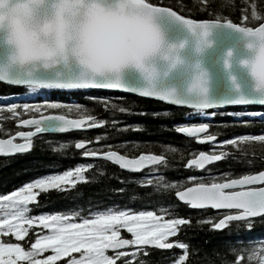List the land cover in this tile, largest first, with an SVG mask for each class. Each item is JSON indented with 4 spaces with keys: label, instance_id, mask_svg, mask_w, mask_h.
I'll return each instance as SVG.
<instances>
[{
    "label": "snow or ice",
    "instance_id": "6c2138e0",
    "mask_svg": "<svg viewBox=\"0 0 264 264\" xmlns=\"http://www.w3.org/2000/svg\"><path fill=\"white\" fill-rule=\"evenodd\" d=\"M50 2L55 8L52 15L47 13L46 8L39 7ZM69 5L82 8V19L78 24L73 23L67 15ZM125 5L128 6L127 11ZM33 16L34 23L29 24L28 20ZM160 16L182 24L197 35L198 46L208 43L204 37L210 29L218 26L227 27L246 37H264V15L258 14L255 8L251 12V20L261 22L257 26H245L247 17L243 14L240 17L241 23H234L228 18L221 19L219 16L213 19H188L178 15L170 7H160L148 0H122L115 10L105 7V0H0V31L6 30L8 36V46H0V81L24 86L29 92L34 89H119L144 97H155L173 105L187 106L200 112L223 105H264V87L254 90L255 94L252 96L237 95L229 99L210 100L203 87L205 74L202 70L194 76L195 90L198 93L194 100L183 98L171 89L161 90L153 87L155 74L145 72L142 60L161 42V33L154 23L155 18ZM46 37L52 38L50 43L42 39ZM179 47H182V42L169 46L171 49ZM261 55L264 56V50ZM179 62V58L173 55L170 67ZM129 64L141 70L149 81L147 87L128 89L121 84L119 71ZM253 75H256L260 85L264 86V70L257 74L253 65ZM190 88L193 89L192 86ZM64 107L46 100L40 103L0 104V112L6 111L11 117L17 118L19 125H28L32 129L15 132V137L21 138L20 143H13L12 136L0 139V153H23L31 147V137L34 133L63 132L70 128H80L83 121L90 122L84 125L85 127L105 124L104 119L97 121L90 115H83L81 120H69L60 114H43L44 110H62ZM120 111L123 112L124 109ZM22 113L27 114L29 118L19 119ZM207 115L212 116L213 113L209 112ZM253 115L264 120V113L256 112ZM206 128L208 124L200 123L192 127H177L176 131L191 135L194 131L202 132ZM201 139L212 141L213 136L204 135ZM84 143L83 140H76L75 148L81 149ZM241 143L258 144L264 149V134L239 135L220 141L222 145L233 147ZM82 155H100L114 160L121 168L138 169L144 164L164 162L162 156L151 154H141L133 160L118 156L116 152L84 151ZM225 155L223 151L219 155L200 152L195 159H189L185 167L192 165L195 168H203L209 162L220 160ZM87 167L91 168L92 165ZM84 168L85 165H79L74 170L32 179L31 182L23 183L15 193L0 195V201L4 202L3 207L9 209L3 215L13 217L15 221L9 224L0 218V226H3L5 235L11 230L12 236L23 237L26 229L21 225L33 223V219L25 215L28 209L24 207L33 196L22 195L25 190H31L33 187L55 188L60 181H66L73 171L76 180L70 183L75 184L77 180L85 179L82 175ZM187 179L192 181L191 186L175 192L179 200L193 208L210 206L213 209L229 210L222 214V218L211 222L213 229L225 228L230 221L242 222L244 227L248 228L253 224V218H260L259 222L264 223V186H254L264 184V170L240 174L235 178L221 176L212 180L196 181L189 176ZM89 215L91 218L80 216L79 224L69 223L68 217L59 213L36 217L50 229V234L37 237L27 251L22 250L18 243H0V264H16L17 260H26L28 264H53V261L61 256H68L71 252H77L79 256L68 259L67 264H116L121 257L125 258L123 264H132L137 253L144 251L145 245L159 249H170L173 245L182 250L186 248L185 243L177 240L171 243L167 241V237L174 236L181 225L188 223L186 219L170 218L147 227L140 223L142 219L151 218L155 221L159 220V217L154 216L153 211H136L127 206L123 209L106 206L105 210L90 208ZM71 216H77V212H71ZM120 227L131 233V239L118 238ZM123 246L139 247H133L130 253L117 251ZM45 248H50L53 255L40 260L33 259ZM108 249L112 250L111 255L106 254ZM247 258L264 264V246L249 250ZM235 261L237 264H244L241 254L235 255ZM173 264H185V255H179Z\"/></svg>",
    "mask_w": 264,
    "mask_h": 264
},
{
    "label": "trees",
    "instance_id": "16d2710c",
    "mask_svg": "<svg viewBox=\"0 0 264 264\" xmlns=\"http://www.w3.org/2000/svg\"><path fill=\"white\" fill-rule=\"evenodd\" d=\"M148 2L168 6L181 15L191 19H213L219 16L241 23V15L247 20L245 25L257 26L261 21H252L253 8L264 15V0H148ZM24 87L10 85L0 81V94L21 92ZM80 93V92H79ZM100 97L88 95L80 104L68 105L46 112H59L73 116L90 115L96 120L104 119L105 124L86 131H68L64 133H45L33 138L30 151L12 156L0 155V194H6L20 188L25 182L48 175L73 169L85 163L82 171L83 181L75 184L64 182L55 188L37 189L35 200L30 202L32 213L51 212L71 215L76 211L80 216L89 218V209L105 210L106 206L123 209L124 206L136 211H153L166 218H183L188 221L171 236L186 244L185 264H237L235 255L241 254L244 264H258L247 258V252L254 248L246 244L244 230L227 229L215 231L210 228L209 218H216L211 209H189L175 198V190L192 181L187 178L198 171L185 167L187 160L205 145L197 144L195 138L187 137L176 131V124L183 120L187 112L177 106L163 103L157 99L125 95L113 91H101ZM97 93V94H98ZM83 94V91L80 93ZM76 97L66 91L63 98ZM82 97V96H81ZM79 106V108L77 107ZM238 107L223 108L222 111ZM263 109L264 106L240 107V109ZM120 109H124L123 112ZM224 114V113H222ZM28 116L22 113L19 118ZM229 116V115H228ZM229 117H223L228 120ZM17 118L9 113L0 112V137L13 133ZM264 132V120L254 118L248 122L215 124L211 132L218 140L236 134ZM95 143L93 140L97 139ZM90 140L94 150L113 148L121 153L134 156L140 152L162 154L165 161L158 166V173L143 179L141 173H133L119 168L104 159H87L82 150L75 148L76 140ZM63 145V146H62ZM225 156L212 165L216 174L225 177L237 176L264 168V149L258 144L241 143L233 147L224 145ZM92 165L91 168L87 165ZM149 180L151 183H149ZM207 181L210 178H204ZM167 185V186H165ZM163 208V211L161 209ZM214 222V221H213ZM240 223H233L236 229ZM36 226H29L23 237L17 238L11 233L3 234V240L19 243L29 249L37 234ZM264 231V229H262ZM123 235H128L122 230ZM243 250V251H242ZM132 264H160L164 262L163 252L156 249H144ZM70 256H63L53 264H67ZM121 257L116 264H123Z\"/></svg>",
    "mask_w": 264,
    "mask_h": 264
},
{
    "label": "water",
    "instance_id": "95a60500",
    "mask_svg": "<svg viewBox=\"0 0 264 264\" xmlns=\"http://www.w3.org/2000/svg\"><path fill=\"white\" fill-rule=\"evenodd\" d=\"M160 7H165V6H160ZM154 23L157 25L165 44L179 45L182 42V47L178 49L180 62L177 63L172 68L170 69L167 68V62L165 61L158 60L156 62L158 73L157 75H155L154 79L152 80L153 87L161 90L171 89L177 95L183 98L194 100L197 98L198 93L195 89L190 88V83L193 74L202 70L205 74L203 87L206 89L205 94L210 100H223V99H229L235 97L237 95L252 96L255 94L253 89V81L251 79L250 74L247 71V68L239 63V61L242 58L248 55L247 50L244 48V40L240 33L224 26L214 27L210 29L208 34L204 37V40L208 41V43L201 44L198 46L197 35H194L182 24L164 16L155 18ZM198 47L199 50H197ZM225 61H227V67H225ZM119 77L121 84L128 89H141L147 87L149 84V81L145 79L144 75L136 67L130 64L125 65L120 69ZM91 89H98V88H91ZM106 90H119V89H106ZM126 92L127 91L119 90V93H126ZM127 93H131V92H127ZM131 94L141 96L136 93H131ZM147 98L158 99L155 97H147ZM163 102L166 103L167 101H163ZM168 103L171 104L170 102ZM250 105H259V104H250ZM223 106H232V105H223ZM259 106H264V105H259ZM180 107L189 108L187 106H180ZM65 117L69 120H81L82 118V117H67V116ZM86 122L88 121H83L82 126L80 128H70L64 130L63 132L89 128L84 126V123ZM17 125L19 124L17 123ZM20 126L31 127L28 125H20ZM93 126H97V124H93ZM27 131H31V130H27ZM58 132L61 131H49L42 133H58ZM202 132L194 131L191 135H199ZM37 134L39 133H34L33 136ZM11 136L13 137V143L21 142V141L15 142L14 138H18V137H15V135H11ZM8 137H4V138L0 137V139H7ZM203 141H207V140H203ZM86 145L87 142L84 143L82 148ZM31 147H32V141H31ZM31 147L25 150L24 152L29 151ZM103 152H116L118 156H124L127 160H133L134 158L140 156L141 154L155 155L152 153H140L136 156L129 157L119 153L116 150H107ZM199 153L196 156L192 157L191 159H195L197 156H199ZM204 153L206 155H210L206 152ZM13 154L15 153H0V155L2 156H9ZM91 158L105 159L120 167V165L116 163L114 160H109L108 158L100 155ZM212 162L214 161H211L208 164ZM157 163L144 164L142 167H139L138 169L121 168V167L120 168L127 171H140L143 168L150 167ZM208 164L204 165V167L207 166ZM256 187H261V186H256ZM177 199L179 200V198ZM179 201L185 203L184 201L181 200ZM214 210H223V209H214Z\"/></svg>",
    "mask_w": 264,
    "mask_h": 264
},
{
    "label": "clouds",
    "instance_id": "9594fccd",
    "mask_svg": "<svg viewBox=\"0 0 264 264\" xmlns=\"http://www.w3.org/2000/svg\"><path fill=\"white\" fill-rule=\"evenodd\" d=\"M122 3V0H105V7L117 9L120 4ZM41 8H46L47 13L49 15L54 14L55 8L53 6V3H48L46 5H40ZM125 10H128V6L125 5ZM67 15L71 19V21L75 24H78L80 20L82 19V8L78 5H69L67 10ZM35 20V17L29 18L28 23L33 24ZM242 38L244 40V48L247 50L248 55L242 58L239 63L242 66H245L247 68L248 73L251 76V79L253 81V89L259 90L264 86H261L258 78L256 75H253V65H255V72L258 74L260 71L264 70V56L261 55L262 50H264V37H252V36H244L242 35ZM45 39L47 42H51V37L42 38ZM170 45L175 44H165L162 35H161V42L151 51L149 52L142 60L144 70L145 72H152L155 75L158 73V68L156 66V62L159 61H165L167 62V68L170 67V64L172 63V57L173 55L177 56L180 61V57L178 54V49L175 48L171 49L169 48ZM0 46L7 47L8 46V36L7 31L3 30L0 31ZM176 65V64H175ZM174 65V66H175ZM140 72L141 70L138 69ZM197 73V72H196ZM192 76V80L190 83V86L195 89L194 85V76Z\"/></svg>",
    "mask_w": 264,
    "mask_h": 264
},
{
    "label": "rangeland",
    "instance_id": "374dc122",
    "mask_svg": "<svg viewBox=\"0 0 264 264\" xmlns=\"http://www.w3.org/2000/svg\"><path fill=\"white\" fill-rule=\"evenodd\" d=\"M38 90L39 89H34V90H32L31 92H29V90L27 89V92H26V99L24 100V101H19V102H17V103H23V102H28V103H40V102H42V101H33L34 99L32 98L35 94H36V92H38ZM2 103H11L10 102V98H7V99H5V98H0V104H2ZM261 113V112H260ZM249 115H253V113H249ZM261 134H264V133H259V134H257V135H261ZM240 135H255V134H251V132L249 133V134H240ZM234 137H232V138H228V139H233ZM228 139H226V140H228ZM79 165H85V163H83V164H79ZM79 165H76L72 170H74L77 166H79ZM85 167H86V165H85ZM67 170H70V169H66V170H64V171H67ZM61 172H63V171H60V172H51V173H49L48 175H56V174H59V173H61ZM207 176H212L211 174H212V170L211 169H208L207 170ZM44 176H46V175H43V176H41V177H39V178H42V177H44ZM200 176H198V178H199ZM194 179H196L195 177H194ZM213 179V178H212ZM72 180H76V176H75V173H74V171H73V174L71 175V176H69L68 177V179L66 180V181H60L58 184H60V183H64V182H71ZM37 189H39V188H37V187H33L31 190H25V192L24 193H22V195H32L33 196V199L35 198V196H36V190ZM16 191V190H15ZM15 191H13V192H10V193H15ZM9 194V193H8ZM8 194H0V195H3V196H8ZM17 199H18V197H17ZM33 199H31V200H33ZM9 200H11V198H9ZM31 200H29V201H27L25 204H24V207H26L27 209H29V206H28V204H29V202L31 201ZM3 205H4V202L3 201H0V218H2V219H5L6 221H7V223H9V224H11V223H13V222H15L14 221V218L13 217H11V216H4L3 215V213L5 212V211H8L9 209H5L4 207H3ZM56 213H51V212H39V213H32V212H26L25 213V215L26 216H28V217H30V218H32L33 219V223L31 224V225H37V226H39V227H41L40 228V232H39V234H37V236H36V238L37 237H40V236H44V235H48V234H50V229L48 228V227H45L44 226V224H41L40 222H39V220L38 219H36V217H38V216H41V215H44V216H52V215H55ZM60 214V213H59ZM61 215H63V216H67L68 217V222L69 223H76V224H79V222H80V219H76L75 217H73V216H71V215H65V214H61ZM155 216V215H154ZM158 217V216H157ZM165 219H162V218H160L159 217V220H152L151 218H144V219H142L141 221H140V223L141 224H143V225H145V226H147V227H151L153 224H157V223H162V221H164ZM46 223H47V220H46ZM27 223H24V224H22L21 226L23 227V228H25L26 229V227H27ZM120 228H122V227H120ZM119 228V229H120ZM3 229V226H0V243H14V242H9V241H4L3 240V234H5V232L2 230ZM119 229H118V232H119ZM9 233H11V230H9L8 232H7V234H9ZM244 241H246V242H248L249 240H250V238H248V237H245L244 239H243ZM36 241V240H35ZM34 241V242H35ZM22 248V247H21ZM22 250H24L23 248H22ZM25 251V250H24ZM48 255H53V252H52V250L50 249V248H45L42 252H38L36 255H35V257H33V259H35V260H40V259H43L45 256H48ZM68 255H71V258H75V257H77V256H79V253H77V252H71V253H69ZM62 257V256H61ZM7 258V257H6ZM60 258V257H59ZM16 264H28V261H26V260H17L16 261Z\"/></svg>",
    "mask_w": 264,
    "mask_h": 264
},
{
    "label": "bare ground",
    "instance_id": "6f19581e",
    "mask_svg": "<svg viewBox=\"0 0 264 264\" xmlns=\"http://www.w3.org/2000/svg\"><path fill=\"white\" fill-rule=\"evenodd\" d=\"M101 90H104V89H101ZM106 91H109V90H106ZM114 93H118L119 92V90H112ZM120 94H125V95H132L131 93H120ZM157 100H159V99H157ZM166 103H168V102H166ZM170 105H173V104H170ZM174 106H176V105H174ZM188 110H195V109H191V108H187V112L185 113V115L183 116V120H181L180 122H178L177 124H176V127L175 128H177V127H182L184 124L183 123H185V122H187L188 120H190L191 119V115L193 114V112L191 113H189V111ZM181 134H183V135H185V136H187V137H193V138H195V140H197L198 139V137H197V135H189V134H187V133H181ZM224 140H226V139H224ZM87 141H89V143H88V145L89 146H91L92 148H94V145L91 143V141L90 140H87ZM220 141H222V140H217L216 141V143H215V146H219V144H220ZM93 142L95 143V140H93ZM221 147H224V145H222ZM106 149H108V148H105V149H101L102 151L103 150H106ZM15 154H21V153H15ZM15 154H13V155H15ZM153 154H155V155H162V154H157V153H153ZM9 156H12V155H9ZM108 161V160H107ZM110 162V161H109ZM112 163V162H111ZM127 171V170H126ZM129 172H133V173H141L142 172V175H143V179H150V178H152V177H154L155 176V173L154 172H152V171H150V170H148V167H146V168H143L142 170H140V171H129ZM195 175V174H194ZM190 176H192V174L190 175ZM189 185H191V183H189V184H187L186 186H189ZM176 192V191H175ZM175 198L177 199V197L175 196Z\"/></svg>",
    "mask_w": 264,
    "mask_h": 264
}]
</instances>
